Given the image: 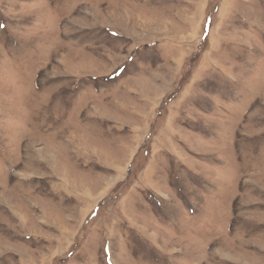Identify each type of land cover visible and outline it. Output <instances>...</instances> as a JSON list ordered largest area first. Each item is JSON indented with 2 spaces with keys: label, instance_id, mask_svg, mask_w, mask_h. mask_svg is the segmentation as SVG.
Returning <instances> with one entry per match:
<instances>
[{
  "label": "rangeland",
  "instance_id": "1",
  "mask_svg": "<svg viewBox=\"0 0 264 264\" xmlns=\"http://www.w3.org/2000/svg\"><path fill=\"white\" fill-rule=\"evenodd\" d=\"M0 264H264V0H0Z\"/></svg>",
  "mask_w": 264,
  "mask_h": 264
}]
</instances>
